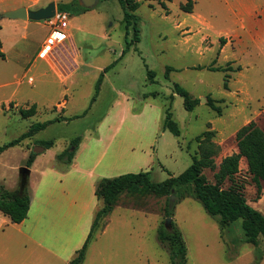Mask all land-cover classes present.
<instances>
[{"label": "rangeland", "instance_id": "1", "mask_svg": "<svg viewBox=\"0 0 264 264\" xmlns=\"http://www.w3.org/2000/svg\"><path fill=\"white\" fill-rule=\"evenodd\" d=\"M51 1L68 0L41 3ZM138 1L139 42L132 40L131 28L129 33L125 31L117 0H98L85 12L68 13L66 28L73 33L79 61L86 65L75 61L74 66L73 56L62 54L65 76L61 81L50 73L39 75L44 68L41 63L33 71L32 84L28 76L23 77L28 62L24 54L31 53L48 35L43 20L31 21L27 28L21 26L14 39L8 38V28L2 33L5 58L0 56V145L17 138L35 122L60 114L66 117L0 153V181L4 179L8 185L13 182L11 189L20 181L19 170L26 166V154L42 146L40 140L54 142L44 151L37 150L41 160L53 156L51 160L56 163L54 155L80 135L79 146L97 142L101 148L107 147L102 162L115 164L107 167L109 174L149 170L152 180L162 181L168 173L176 176L186 169L191 156H199L195 136L213 130L211 141L218 147L213 157L216 168H205L203 174L214 183L222 158L237 152L236 131L249 121L264 131V0H193L191 12L180 8L187 0H171L165 1L167 14L156 0ZM221 38L225 39L223 44ZM126 41L129 49L121 56ZM112 62L103 73L96 100L88 108L101 70ZM228 64L240 69H207L209 65ZM166 66L174 68L168 80L164 78ZM147 69L155 72L152 79L147 77ZM226 74L228 88L224 89ZM174 83L199 98L192 111L183 107L180 95L170 98ZM143 94L149 95L151 105L144 111ZM207 95L217 100L220 115L206 104ZM124 97L127 103L121 102L117 108L115 101ZM62 100L66 102L63 112L59 111ZM170 101L172 117L181 130L179 137L161 127L163 108ZM32 103L36 113L21 116L19 107ZM105 114L127 116L105 119ZM97 131L99 138L94 135ZM234 181L247 203L264 215V182L256 185L244 157L239 160ZM230 184L226 180L223 187ZM183 194L182 198L170 194L166 206V196L123 192L117 203L120 207L115 206L108 215L106 231L97 232L83 264H170L168 249L157 239V229L165 226L167 217L182 233L186 264H264L263 237L257 245L244 242L241 220L221 226L189 192ZM166 210L171 215L167 216Z\"/></svg>", "mask_w": 264, "mask_h": 264}, {"label": "trees", "instance_id": "2", "mask_svg": "<svg viewBox=\"0 0 264 264\" xmlns=\"http://www.w3.org/2000/svg\"><path fill=\"white\" fill-rule=\"evenodd\" d=\"M117 1L123 11L122 21L125 24V31L129 33V28H131L133 32L132 40L134 42H139L140 28L138 24L140 22V17L135 11L140 6V1ZM156 1L165 9L167 14L168 10L165 1L171 0ZM192 5L193 0H187L185 3L180 4V8L185 12H191ZM56 10L66 11L68 13H81L88 10V8L82 6L79 0H72L67 3H57ZM224 41L225 39L221 38V44H223ZM128 42L129 41H126L121 56L129 49ZM0 56L4 58V53L1 50ZM113 64L114 62L106 66L99 74L95 83L94 94L88 108L96 100L103 79V73L109 70ZM197 68H204V66H197ZM173 69L172 66L165 67V79H169V72L173 71ZM207 69L226 72L239 70L240 66L233 68L229 64L225 67L209 65ZM154 76L155 72L147 69V77L152 79ZM227 77L228 74L224 75L223 78L224 89L228 88ZM172 86L173 92L170 94V98H173V94L180 95L183 99V107L188 111H192L199 103V98L193 97L179 83H174ZM144 96L147 97L148 94H144ZM206 99V104L220 115L221 107L215 104L217 100L213 99L211 95H207ZM170 109L171 101L163 108L164 116L161 127L163 130H168L174 136L179 137L181 135V130L173 119ZM86 111L87 109L83 114H85ZM18 112L23 117L33 116L36 113V104L32 103L26 108L19 107ZM75 117H78V115ZM65 118L66 117L56 116L50 120L31 124L20 136L0 145V153L9 147L20 144L23 139L35 135L50 123ZM214 133L213 130H204L195 136V140L198 142L199 156L196 154L192 155L191 164L176 176L168 173L169 176L166 179L154 181L151 179V172L147 170L127 172L114 177L100 178L95 186V195L98 200H101L102 205L95 213L94 220L83 245L77 250L69 264H82L90 239L93 237L94 232L98 229L100 224H102L101 222L104 217L112 211L115 205H117L119 197L123 192L140 195L153 194L158 197L166 196V206L169 203V196L173 192L176 193L177 198L184 197L183 191L189 192L210 216L218 219V223L221 226H228L235 221L241 220L240 225L243 231L244 242L257 245L259 238H264V215L247 203L242 192L235 184L234 175L238 171L240 158L244 157L247 162L248 171L251 173L256 185L259 186L260 182H264V131L254 121H249L247 124L240 127L235 133L237 152L222 158L217 171L214 173L216 181L211 183L203 174V169L209 168L210 170H214L216 168L213 157L216 155L218 147L211 141ZM80 140V135L71 139L66 148L55 156V160L66 165L70 164L79 146ZM53 143L52 139L40 140L38 142V144L42 145L45 149L51 147ZM36 155L37 153L30 150L25 162L26 167H30ZM226 180L231 181V184L227 187H223ZM29 205L30 195L28 192L26 175H20L19 185L15 189H7L4 184L0 183V211L7 215L12 222L19 223L24 220L27 217ZM166 211L167 216L171 215L168 210ZM157 239L168 249L170 264H186L187 248L185 241L181 231L175 226L173 221L171 222L170 229H167L164 225L158 227Z\"/></svg>", "mask_w": 264, "mask_h": 264}, {"label": "crops", "instance_id": "3", "mask_svg": "<svg viewBox=\"0 0 264 264\" xmlns=\"http://www.w3.org/2000/svg\"><path fill=\"white\" fill-rule=\"evenodd\" d=\"M70 1L72 0L67 2ZM47 4H42L41 0H0V50L3 53L2 33L5 29H9L7 32L8 38L14 39L18 28L21 26L27 28L31 21L35 20L10 19L1 16V14L22 6L29 9L28 6L30 5L41 8ZM4 19L7 21H3ZM47 28L49 29L48 26ZM64 31L67 37L61 43L56 44L50 52L44 53L42 51L46 36L42 43L36 46L31 53L24 54L25 61L28 60V62L24 67L23 77L28 76L27 81L30 84L34 81L33 71L38 68V63L44 65L39 75L46 76L50 73L60 81L65 76V68L61 66L63 55L67 57L72 55L74 66H77V63L86 65L83 60L80 59L79 61L78 59V52L74 49V37L71 29L65 28ZM23 36L25 37L26 34ZM148 97L149 95L145 97L143 94V111L147 107H151L148 103ZM121 102L127 103L125 97L115 101L114 105L118 108V106H121ZM59 104H61L59 111L63 112L66 102L62 100ZM110 115L118 118H126L127 116V114H123V117H121L122 114H105L104 118L106 119ZM94 135L98 138L100 136L98 131ZM106 149L107 147L101 148L97 142L81 144L68 165L60 162L54 163V160H51L53 156L44 160H41V154L35 156L34 161L28 167L29 174L26 176L30 195L27 217L19 223H14L0 211V264H69L77 250L83 245L95 213L102 205L101 200H98L95 195L97 181L103 177L120 175L108 173L109 169L107 167H113L115 164H103L102 160L106 155ZM27 151L29 152V149ZM28 154H26V159ZM149 166L150 163L146 165V167ZM32 175H34L33 179L31 178ZM0 183L4 184L7 189L14 187L13 182H9L11 185H8L4 179ZM15 185L18 187L19 183H15ZM115 206L120 207L119 205ZM108 215L104 217L102 224L90 239L83 262L93 244L92 242L96 241L97 232L104 233L106 231Z\"/></svg>", "mask_w": 264, "mask_h": 264}, {"label": "water", "instance_id": "4", "mask_svg": "<svg viewBox=\"0 0 264 264\" xmlns=\"http://www.w3.org/2000/svg\"><path fill=\"white\" fill-rule=\"evenodd\" d=\"M79 1L86 8H91L94 5H96V3L98 2V0H79ZM55 11H56V3L54 1H51L46 6L38 9H27L26 7L22 6L13 10L5 11L1 14V16L10 19H21V20L30 19V20L40 21L52 17L55 14ZM37 150L43 151L44 147L35 146L33 152L38 153ZM19 171L20 174H24L26 176H28L29 174V168L26 166H22ZM171 219H172L171 217H167L165 219L166 227L170 225Z\"/></svg>", "mask_w": 264, "mask_h": 264}, {"label": "built area", "instance_id": "5", "mask_svg": "<svg viewBox=\"0 0 264 264\" xmlns=\"http://www.w3.org/2000/svg\"><path fill=\"white\" fill-rule=\"evenodd\" d=\"M69 20V14L66 11H55V14L43 20L49 27V33L42 46V51L48 53L56 45L64 41L66 32L64 31Z\"/></svg>", "mask_w": 264, "mask_h": 264}]
</instances>
